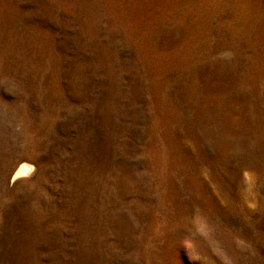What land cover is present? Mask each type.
Returning a JSON list of instances; mask_svg holds the SVG:
<instances>
[{
    "label": "rangeland",
    "instance_id": "1",
    "mask_svg": "<svg viewBox=\"0 0 264 264\" xmlns=\"http://www.w3.org/2000/svg\"><path fill=\"white\" fill-rule=\"evenodd\" d=\"M0 264H264V0H0Z\"/></svg>",
    "mask_w": 264,
    "mask_h": 264
},
{
    "label": "bare ground",
    "instance_id": "2",
    "mask_svg": "<svg viewBox=\"0 0 264 264\" xmlns=\"http://www.w3.org/2000/svg\"><path fill=\"white\" fill-rule=\"evenodd\" d=\"M33 165L30 162L27 161H23L21 163H19V165L17 166V168L14 170L13 174H12V180H16L22 176H24L25 174L29 173L30 170L32 169Z\"/></svg>",
    "mask_w": 264,
    "mask_h": 264
}]
</instances>
